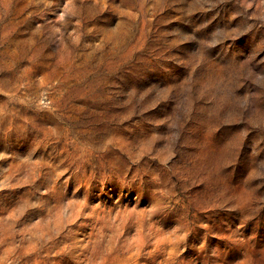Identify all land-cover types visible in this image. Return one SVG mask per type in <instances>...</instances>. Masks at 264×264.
<instances>
[{
	"label": "rangeland",
	"instance_id": "obj_1",
	"mask_svg": "<svg viewBox=\"0 0 264 264\" xmlns=\"http://www.w3.org/2000/svg\"><path fill=\"white\" fill-rule=\"evenodd\" d=\"M0 264H264V0H0Z\"/></svg>",
	"mask_w": 264,
	"mask_h": 264
}]
</instances>
